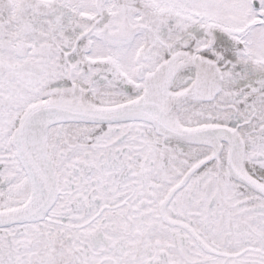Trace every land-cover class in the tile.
Returning a JSON list of instances; mask_svg holds the SVG:
<instances>
[{"label": "snow or ice", "instance_id": "obj_1", "mask_svg": "<svg viewBox=\"0 0 264 264\" xmlns=\"http://www.w3.org/2000/svg\"><path fill=\"white\" fill-rule=\"evenodd\" d=\"M0 264H264V0H0Z\"/></svg>", "mask_w": 264, "mask_h": 264}]
</instances>
